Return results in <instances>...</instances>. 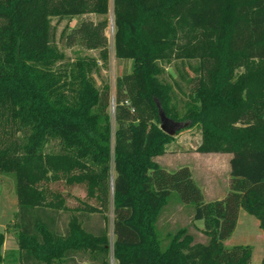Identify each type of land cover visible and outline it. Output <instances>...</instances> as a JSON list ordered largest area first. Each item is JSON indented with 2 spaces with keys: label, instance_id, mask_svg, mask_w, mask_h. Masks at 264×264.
Listing matches in <instances>:
<instances>
[{
  "label": "trees",
  "instance_id": "16d2710c",
  "mask_svg": "<svg viewBox=\"0 0 264 264\" xmlns=\"http://www.w3.org/2000/svg\"><path fill=\"white\" fill-rule=\"evenodd\" d=\"M108 1L0 0V167L16 178L21 263L111 264L112 254L116 264H254L251 246L224 240L241 208L264 231V0H114L116 56L133 60L117 79L115 128L110 87L94 79L98 59L58 67L65 53L51 24L52 15H105ZM107 26L82 20L70 44L105 61ZM176 52L200 59L182 110L161 62ZM161 109L201 128L197 151L232 153L224 198L205 201L188 166L155 160L174 137ZM53 141L59 150L47 151ZM173 193L194 206L207 243L181 229L163 247L157 222Z\"/></svg>",
  "mask_w": 264,
  "mask_h": 264
},
{
  "label": "rangeland",
  "instance_id": "374dc122",
  "mask_svg": "<svg viewBox=\"0 0 264 264\" xmlns=\"http://www.w3.org/2000/svg\"><path fill=\"white\" fill-rule=\"evenodd\" d=\"M104 18L108 19V26L105 29V34L108 38L107 48L109 53L108 59L105 61L100 58L99 49H89L81 41H73L74 43L70 44L71 39H73L72 31L78 22L82 20L99 22ZM51 24L54 40L65 53V59L58 63V67H70L69 64L73 63V61L79 57H93L98 59L99 69L94 73V79L96 85L100 89L105 85L110 87L111 104L108 111L111 114L113 127L115 128L117 79L132 71L133 60L121 59L116 56L114 39V0L108 1V11L105 15H52ZM161 62L165 66V74L163 77L167 82L172 84L174 89V101L177 103L178 109L182 110L185 100L189 98L191 93L190 78L200 74V72L197 71L200 65V59L196 54L191 57H186L184 54L176 52L175 55H172L170 60H163ZM241 70L244 71L245 68ZM181 129L179 133L174 135V142L167 149L165 156L167 161L169 163L174 161V163L178 165L190 164L194 166L192 175L195 181L197 180L196 182L199 186L203 184L204 187H207L209 190L212 189V186L219 188L223 185L224 187L228 181L226 178L229 177V174H224V162L211 158L196 160L192 157L191 153L195 151L199 143V126L195 125L190 129L183 126ZM46 150L57 151L59 150V146L53 141L47 145ZM204 187L203 189L201 187L202 192ZM72 192L81 198L85 196V191L81 188L76 187ZM75 203V199L69 201L70 205H74ZM18 209L19 198L16 190V178L13 173L3 171L0 167V233L4 236L0 251V264H19L20 261L19 250L14 249L17 247L16 238L18 237L19 231ZM106 214L108 217V236L113 246L115 241L114 208L111 198ZM193 215L194 206L181 203L177 194L173 193L168 204L163 208L157 222V229L162 239L163 247L169 244L171 239L169 235L171 236L181 229H185L188 234L192 235L194 243H206L209 241V237L202 229L203 227H199L201 223H196L193 219ZM110 260L111 264H116L112 254ZM82 264H89V261L85 260Z\"/></svg>",
  "mask_w": 264,
  "mask_h": 264
},
{
  "label": "crops",
  "instance_id": "0c3cea01",
  "mask_svg": "<svg viewBox=\"0 0 264 264\" xmlns=\"http://www.w3.org/2000/svg\"><path fill=\"white\" fill-rule=\"evenodd\" d=\"M199 130H200L199 140H198L199 143H198L197 147L202 142V131H201L200 127H199ZM173 142H174V140H172L170 143H168L166 145L165 153L163 155L155 157V160L169 171H175L178 168L182 167L183 165H188L191 168V171L193 173L194 166H192L190 164L178 165V164H175L174 161L172 163H169L167 161V159L165 157L166 152H167L168 147ZM197 147L195 148V151L191 153L192 157L194 159H196V160H198V159L205 160V159H209V158L217 159L220 162H224V168H223L224 174L225 173L229 174V177L226 178V180H228V181L226 182L224 187H223V185H222V187H219V188H215L212 186V189L209 190V189H207V187L205 188L203 184H202V186L200 185V187H202V189L204 187V190H203L204 200L208 202V201H214L217 199L224 198L228 194V192L230 191L229 181H230V174H231L230 162H231V158L233 156L232 153H216V152L202 153V152L197 151ZM195 222L201 223V225H199L200 228L203 227L202 221H195ZM16 239H17V241H16L17 247L14 249L19 250L18 237ZM200 243H204V242H200ZM224 245L227 247H233V246H239V245L251 246L252 247L251 261L254 264H260L264 259V231L260 226V221L254 215L249 214L246 210L241 208L240 212H239L238 221H237L235 231L233 232V234L228 239L224 240ZM19 260H20V258H19ZM19 264H22L21 261H19Z\"/></svg>",
  "mask_w": 264,
  "mask_h": 264
},
{
  "label": "water",
  "instance_id": "95a60500",
  "mask_svg": "<svg viewBox=\"0 0 264 264\" xmlns=\"http://www.w3.org/2000/svg\"><path fill=\"white\" fill-rule=\"evenodd\" d=\"M161 116V129H163L166 133L174 136L178 130H180L184 124L182 122L174 121L170 119L165 112L161 109L160 110Z\"/></svg>",
  "mask_w": 264,
  "mask_h": 264
}]
</instances>
